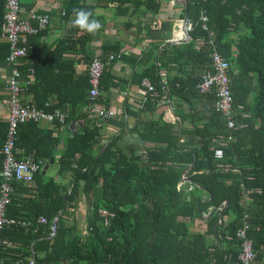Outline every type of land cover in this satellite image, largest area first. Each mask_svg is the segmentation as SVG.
Wrapping results in <instances>:
<instances>
[{"label":"trees","instance_id":"obj_1","mask_svg":"<svg viewBox=\"0 0 264 264\" xmlns=\"http://www.w3.org/2000/svg\"><path fill=\"white\" fill-rule=\"evenodd\" d=\"M113 1L118 2L117 14L123 15L141 7L158 13L161 6L160 0ZM66 4L67 13L73 8L92 13L96 9V5L80 0ZM2 6L0 0V34ZM182 11L192 25L191 40L163 48L160 42L150 45L153 63L138 76L140 85L147 80L153 88L150 91L145 86V108L154 111L164 99L191 106L193 97L205 99L207 107L202 112L191 110L188 119L181 116L182 122L192 123V129H179L178 124L168 122L149 123V134L144 131L142 140L151 145L145 146V162L134 150L129 156L116 147L118 139L96 148L106 119L97 121L88 116V107L93 104L88 68L77 80L44 82L46 96L41 99L37 96L44 81L37 72L40 67H31L36 80L28 92L34 93L37 108L53 111L67 103L64 125L79 120L83 127L81 133L67 139L56 158L53 142L45 152L40 150L45 141L33 148L22 144L21 130L35 123L20 125L16 146H23L24 154L18 156L29 155L33 149L34 157L42 161L33 174V185L25 187L17 182L33 195L26 198L29 210L18 211L16 206L27 200L16 197L7 205L6 216L15 222L2 230V264H241L236 231L244 213L250 225L247 236L256 253L252 264H264V0H189ZM210 32L229 64L230 115L235 129L228 128L227 118L215 108L217 88L200 90L205 72L212 71V60L206 43L200 49L196 45L199 39L206 42ZM8 52L5 40L0 43L1 57ZM172 64L181 74L173 79ZM110 65L105 64L102 93L113 77L108 74ZM55 90L65 99L44 108ZM100 102L109 107L102 95ZM190 133L199 138L197 144L180 149L181 137ZM228 136L233 139L226 141ZM223 141L226 145L220 146ZM220 148L223 155L216 158L215 150ZM51 157L54 161L50 166L61 180L42 172ZM185 168L184 176L190 182H182ZM79 199L83 200L82 211L77 209ZM40 216L46 222L38 221Z\"/></svg>","mask_w":264,"mask_h":264},{"label":"crops","instance_id":"obj_2","mask_svg":"<svg viewBox=\"0 0 264 264\" xmlns=\"http://www.w3.org/2000/svg\"><path fill=\"white\" fill-rule=\"evenodd\" d=\"M20 1L21 17L28 20L32 25L38 26V16L48 15L50 18L47 26L40 28L36 34L26 36L25 45L28 48V55L24 59H21L18 65L20 72L19 81L23 88V101H29L34 104V93L28 92L29 85L33 84L36 80L34 69L31 68L33 65L40 67L37 72L40 79L44 80L43 83L38 86L39 92L37 93V96L43 99V97L46 96L43 85L44 82L51 83L58 78H71L70 80H77L79 77L85 76L89 63L95 58L101 59L105 64L106 62H108V65L111 64L108 69V74L113 77L109 81L108 87L104 88L105 91H103L102 97L109 108L115 112V116L105 120L101 134L102 139L100 140L101 142L97 144V149H101L103 145H108L113 139H118L115 145L116 147L123 148L129 156H133L132 150H134V153L141 155V161L145 162L147 159L144 155L145 146L151 145L150 143H143L142 140L144 131L149 134L147 128L149 123L157 121L161 123L168 122L178 124L179 129L182 126L192 129V123L189 121L182 122L181 116L184 115V117L188 119L187 116L190 115L191 110L202 112L204 108L207 107L205 99L195 97H193L191 101V106L186 102L164 99L163 104H159L156 110L150 111L145 108L147 97L145 91L146 87L139 83V73L150 67L154 60L149 51L152 43L160 42L163 48L170 45L184 44L191 40L187 27L189 19L187 14L182 11V7H184V9L187 8L189 0H187L185 5L183 4L185 0H160L161 6L158 13L141 7L133 13H130V10L126 15L117 14V1L80 0V2L84 4L96 5L93 15L94 18H99L98 20L102 28L95 34H89L73 27L71 21L74 19V14L73 12H66V3L68 0ZM4 6L5 0H3L2 6L3 17ZM185 16L187 17L186 20L184 19ZM232 37H234V35H231V38ZM210 42H212L213 45L210 44ZM0 43H5L2 33L0 34ZM205 43L211 52L210 57L213 51L220 54L213 40V32H210L209 39L206 42L203 39H199L196 48L200 49ZM116 49L118 51H116ZM8 55L9 52L2 58V54L0 53V167L3 160L1 149L5 142L8 129L7 117L9 96L6 91V85L11 69L6 61ZM110 55H116L118 60L112 63L108 60ZM169 66V68H171L170 73L172 79L174 75H181L177 73L178 66L175 64ZM174 68H176V71ZM187 69L188 67H185L184 71ZM161 72V74L165 73V71ZM54 92L55 93L48 98V101L44 103V108H50L51 104L56 105L58 103L57 101L65 99V97L62 95L60 96L56 90ZM67 107L69 106L65 103L62 109L56 108L53 111L46 112L53 113L58 111L66 118ZM82 127L83 123L79 120H73L68 125L58 122L53 124H30L21 130L20 140L22 144L32 148L42 141H45L40 147V150L43 152L52 148L53 142L55 143L54 151L57 158L59 153L63 150L67 139L72 137V135L81 133ZM148 137L150 136L148 135ZM198 139L199 138L195 134H187L181 137L179 147L180 149L187 150L195 146ZM23 148V146L19 148L20 154H24ZM34 154L35 150L32 149L30 155L35 156ZM40 161H42V159H40ZM46 161L44 166L47 165V168L44 169L43 166L42 172H49L50 176H53L54 179L61 180V178L59 179V177L56 176L55 168L50 166L54 158L51 157ZM189 168L190 165L187 169ZM187 169L185 168L183 171L182 182L189 181L184 176ZM66 177H69V173L66 174ZM23 185L26 187L29 184ZM23 185H19L17 182L13 183L12 197L19 198L20 200H27L26 198L30 199L33 197L31 192L24 190ZM30 185H33V183ZM249 192V189L246 190V197H248ZM82 202L83 200L79 199L77 209L80 211H82L81 208H83V206H81ZM28 203V200L26 203L21 202V204L16 206V209H18V211H28ZM78 210L77 213L79 212ZM80 219V221H82L84 218L81 216ZM13 237L16 238L15 236ZM15 243L19 244L18 242ZM31 249L33 250V247H31Z\"/></svg>","mask_w":264,"mask_h":264},{"label":"built area","instance_id":"obj_3","mask_svg":"<svg viewBox=\"0 0 264 264\" xmlns=\"http://www.w3.org/2000/svg\"><path fill=\"white\" fill-rule=\"evenodd\" d=\"M21 1L20 0H5L4 17L1 25V33L4 40L9 44V55L6 58L10 69V76L7 81L6 91L9 96L8 107V129L5 142L2 146L1 152L3 155L2 165L0 167V248L5 244L2 239V230L4 225L13 223V218L6 216L7 205L11 201L13 193V183L21 182L24 184L33 183V174L41 168V161L36 159L33 155H26L19 157L20 149L16 146L18 130L20 125L28 122L53 124L58 122L64 124L65 116L56 111L48 113L42 109L37 108L29 101L25 102L22 99L23 88L20 85V72L18 69L19 61L27 56L25 48L26 36L33 35L48 25L50 18L48 15L38 16V26L32 25L28 20L21 17ZM207 17L202 13V20L206 21ZM191 22L187 24L190 31ZM206 30L205 24H203ZM212 44V42H210ZM213 45V44H212ZM116 55H110L109 61H113ZM212 72H207L202 78L200 83V90L208 92L213 87L217 88V102L216 110L220 111L227 118V125L229 129L237 128L234 121L231 120L232 116V103L233 98L229 89L228 77V62L217 52L213 51L211 54ZM105 71V63L95 58L88 65L89 73V99L93 102L88 107L89 118L95 120L109 119L115 116V112L107 107L104 103L100 102L102 95V77ZM143 85L150 91L153 90L152 86L147 80H144ZM232 136H228L226 141H231ZM226 145L222 142L220 146ZM223 150H215V157L221 158ZM247 214L244 213L242 225L237 228L236 237L240 240V254L238 260L241 264H252L255 261L256 253L252 247V240L247 236V230L250 228L248 223ZM40 222H46L45 217L38 218ZM55 220H53L51 229L55 230ZM23 224L25 222H22ZM27 224V223H26ZM51 232V233H52ZM0 264H2L1 251H0Z\"/></svg>","mask_w":264,"mask_h":264},{"label":"clouds","instance_id":"obj_4","mask_svg":"<svg viewBox=\"0 0 264 264\" xmlns=\"http://www.w3.org/2000/svg\"><path fill=\"white\" fill-rule=\"evenodd\" d=\"M73 14L74 19H72L71 23L75 28L89 34H95L102 28L100 21L94 18V15L90 10L74 8Z\"/></svg>","mask_w":264,"mask_h":264},{"label":"water","instance_id":"obj_5","mask_svg":"<svg viewBox=\"0 0 264 264\" xmlns=\"http://www.w3.org/2000/svg\"><path fill=\"white\" fill-rule=\"evenodd\" d=\"M186 2H187V0H185V2H183V4L185 5L186 4ZM185 20L187 19V17L185 16V18H184ZM187 36H188V34H187ZM47 168V165H45L44 166V169H46Z\"/></svg>","mask_w":264,"mask_h":264}]
</instances>
